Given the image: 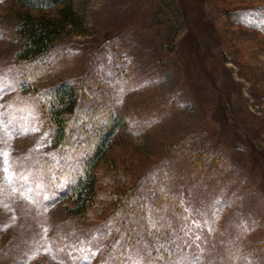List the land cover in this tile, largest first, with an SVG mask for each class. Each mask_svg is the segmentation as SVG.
<instances>
[{
	"label": "rangeland",
	"instance_id": "1",
	"mask_svg": "<svg viewBox=\"0 0 264 264\" xmlns=\"http://www.w3.org/2000/svg\"><path fill=\"white\" fill-rule=\"evenodd\" d=\"M73 4L83 33L69 28L47 55L25 62L16 59L24 48L20 15L56 20L60 10L0 0V264H146L144 250L126 251L119 263L109 254L123 244L107 229L111 213L134 211L123 199L172 181L181 216L162 196L156 209L175 231L184 225L173 250L187 253L174 264H228L232 249L222 243L245 223L246 258L232 260L264 264V0ZM62 84L87 96L85 108H109L120 121L96 169L94 201L81 215L62 194L76 150L53 148L43 105L42 95ZM78 132L72 140L87 139ZM194 150H216L214 166L196 164ZM218 170L228 181L215 177ZM225 187L237 197L212 225ZM137 221L133 241L145 244L146 221Z\"/></svg>",
	"mask_w": 264,
	"mask_h": 264
},
{
	"label": "trees",
	"instance_id": "2",
	"mask_svg": "<svg viewBox=\"0 0 264 264\" xmlns=\"http://www.w3.org/2000/svg\"><path fill=\"white\" fill-rule=\"evenodd\" d=\"M16 1L24 10L44 11L58 8L60 10L59 18L56 20L43 19L37 21L28 12L20 15L21 24L18 28V34L23 39L24 48L18 51L16 55L17 60L32 62L47 55L51 51V44L57 41L69 28L76 29L80 34L83 33L84 25L75 12L73 0ZM85 97L87 96L82 95L80 90L68 84L54 86L49 92L42 95L43 105L48 109L50 120L54 125L55 140L53 148L57 151L59 150L58 152L62 154L66 153L65 151L68 147L76 150L71 153L75 162H70L65 166V173L71 178L69 177L70 186L64 189L62 194L64 198L71 199L78 215L79 213L80 215L83 214L86 210V205L94 201L97 186L96 169L99 162L105 157L111 139L120 128L119 119L111 117L109 108H85L82 103L85 101ZM80 118L82 122L79 124ZM92 122L98 123V125L94 124V126H91ZM106 124H108V127H106ZM77 126H81V131L78 132ZM77 132L82 136H86L87 139L72 140V135ZM194 154V162L202 167H206L207 163L210 165V161L213 164V159L217 157L218 153L216 150L206 152L194 150ZM213 166L214 164L211 167ZM166 173L168 179H175L172 170ZM215 177H221L228 181L229 173L225 172L222 174L218 170ZM174 182H170L171 184H166L168 182H165L159 189H153L151 192L144 191L145 193L142 197L123 199L127 203V206L130 205V208L136 206L134 207V211L126 215L124 214L126 210L123 212V209L119 210L118 208L112 211V217L109 220V227L107 229L115 238V243L118 240L121 243L123 242L119 249H115L113 245L109 247V254L115 255L116 260L119 259L116 261L117 263L122 261L119 256H123L130 249H137V251L144 250L142 259L146 264H174L173 260L179 261L183 259V256L187 253L186 250L183 249V251L179 250L175 252L173 249L176 246V240L182 235L181 227H184V225L178 223L179 227L175 231L170 227L169 223L167 224L163 220V218H166V215H160L156 209V201L162 196L175 202L173 213H176L177 217L181 216L183 210L180 203L182 194L176 191V183ZM123 197L118 195L116 199L121 200L120 198ZM217 197H220V200L218 199L213 202L214 206L211 208L212 214L210 215L211 217L209 216V222L212 225L219 219L220 212L229 203L234 201L237 196L225 187L221 190L220 194H217ZM164 207L166 209V206ZM140 219L146 221L143 228V231L146 233L145 244L143 241L142 244L138 240L136 242L133 241V231L136 230L137 220ZM119 221L125 224L120 225L122 223L119 224ZM248 225L246 223L242 224L241 232L239 231L234 237L222 243L230 245L232 249L230 253L232 258L228 264H235V261L232 259L242 258L245 260L247 252L242 249L240 242L243 238L246 239L247 233L242 232L246 230ZM175 233L179 235L176 239ZM160 253L163 255L165 253V255L161 256L159 255Z\"/></svg>",
	"mask_w": 264,
	"mask_h": 264
}]
</instances>
